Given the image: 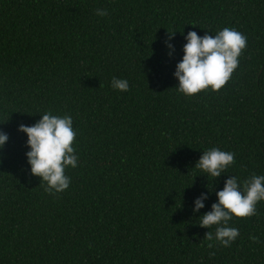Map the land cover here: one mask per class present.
I'll list each match as a JSON object with an SVG mask.
<instances>
[{
  "label": "trees",
  "instance_id": "trees-1",
  "mask_svg": "<svg viewBox=\"0 0 264 264\" xmlns=\"http://www.w3.org/2000/svg\"><path fill=\"white\" fill-rule=\"evenodd\" d=\"M225 27L247 37L237 68L215 92L179 94L184 36ZM45 113L76 134L58 194L17 131ZM0 131V264H264V201L229 222L230 247L199 226L226 179L264 175V0H0ZM213 147L234 154L216 180L194 168Z\"/></svg>",
  "mask_w": 264,
  "mask_h": 264
},
{
  "label": "clouds",
  "instance_id": "clouds-1",
  "mask_svg": "<svg viewBox=\"0 0 264 264\" xmlns=\"http://www.w3.org/2000/svg\"><path fill=\"white\" fill-rule=\"evenodd\" d=\"M98 16L107 15L105 10L97 9ZM166 46L171 56L175 49L170 43ZM182 58L175 65L173 73L178 81L175 88L179 94L191 97L202 90L215 92L228 81L233 70L237 68L238 57L246 47L247 37L232 28H223L215 35L205 33L198 36L189 31L184 36ZM111 86L119 92L128 91V81L113 78ZM32 126L23 124L17 131L26 136V160L30 166L31 175L45 182V190L52 194L65 191L70 184L65 169L77 167L78 157L71 146L75 132L72 128V118L68 115L55 116L45 113ZM8 141V135L0 131V150ZM234 163V154L218 148L203 151L195 167L202 175L216 178ZM40 183V184H41ZM217 202L211 205V210L199 216L201 228L209 229L215 226L214 233L207 231L205 238L215 240L220 247H230L239 235V230L229 227L233 218H246L256 215V205L264 201V175H252L249 179L238 183L237 178L231 176L224 181L222 190L215 193ZM207 195L202 193L193 201V213L205 207ZM208 248H213L209 243ZM214 253H209L213 255Z\"/></svg>",
  "mask_w": 264,
  "mask_h": 264
}]
</instances>
